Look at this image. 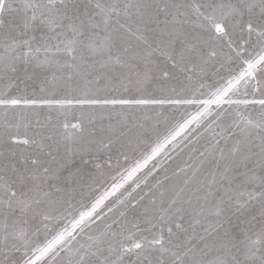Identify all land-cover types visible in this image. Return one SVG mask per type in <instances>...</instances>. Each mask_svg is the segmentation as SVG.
<instances>
[{
	"label": "snow or ice",
	"instance_id": "6c2138e0",
	"mask_svg": "<svg viewBox=\"0 0 264 264\" xmlns=\"http://www.w3.org/2000/svg\"><path fill=\"white\" fill-rule=\"evenodd\" d=\"M0 264H264V0H0Z\"/></svg>",
	"mask_w": 264,
	"mask_h": 264
},
{
	"label": "rangeland",
	"instance_id": "374dc122",
	"mask_svg": "<svg viewBox=\"0 0 264 264\" xmlns=\"http://www.w3.org/2000/svg\"><path fill=\"white\" fill-rule=\"evenodd\" d=\"M161 130H162V131H164V129H163V128H162Z\"/></svg>",
	"mask_w": 264,
	"mask_h": 264
}]
</instances>
